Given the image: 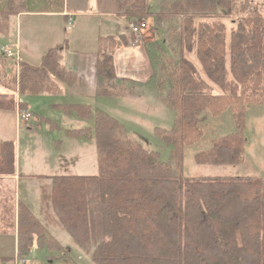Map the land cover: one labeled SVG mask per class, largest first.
Wrapping results in <instances>:
<instances>
[{"label":"trees","instance_id":"1","mask_svg":"<svg viewBox=\"0 0 264 264\" xmlns=\"http://www.w3.org/2000/svg\"><path fill=\"white\" fill-rule=\"evenodd\" d=\"M29 1L0 0L4 37L12 17L32 10ZM117 3L129 22L152 16L148 0ZM42 6L61 12L64 0H43ZM171 8L178 18L177 62L169 60L166 106L176 120L171 130L155 129L171 148L169 161L135 144L122 123L92 105H58L65 114L93 122L66 132L75 139H94L100 174L48 178L41 186V213L45 224L68 233L94 264H264V179L183 175L185 148L202 139L206 114L218 117L231 110L236 132L197 154V164L243 162L247 108L264 105V0H180ZM66 44L49 50L40 67L0 54V111L26 110L25 98L58 95L61 84L76 82L63 63ZM128 44L118 40L112 50L101 51L97 96L117 99L126 92L123 81L117 83L113 55ZM13 146L0 145L9 162ZM12 210L2 209L1 230L16 231L17 254L0 257V264L24 257L36 244L60 249L28 208L20 204L17 215Z\"/></svg>","mask_w":264,"mask_h":264},{"label":"rangeland","instance_id":"2","mask_svg":"<svg viewBox=\"0 0 264 264\" xmlns=\"http://www.w3.org/2000/svg\"><path fill=\"white\" fill-rule=\"evenodd\" d=\"M42 1L30 0V4L33 3L32 10L41 7ZM176 1L180 0H148L152 16L139 20V23L143 22L146 25L143 34L156 57L153 64L154 68L155 63L157 65L156 77L146 85L123 82L121 86L126 91L124 95L119 96L117 100L101 97L93 106L118 119L125 125L127 136L135 144L158 152L160 161L164 163L170 159L171 148L164 144L155 129L171 130L176 120V113L165 106L166 97L170 92L167 76L172 66L169 60L171 59L173 64L177 62L175 36L178 32V18L175 17L171 8L172 3ZM120 27L122 29L123 25L120 24ZM227 29L229 33L230 24H227ZM7 42L0 33V54L4 53L2 50L7 46ZM146 72L148 74L150 70L146 68ZM162 103L165 105L163 106ZM34 111L44 114V118L51 119L52 124H56L57 127L59 125L61 130L48 120H43L45 123L39 124V118L34 115L31 120L35 130L31 131L30 126H25L23 121L20 122V126L17 125L14 115L0 112V141H12L16 157L15 165L24 177L17 191V197L29 207L32 215L45 225L48 235L58 242L60 249L54 250L48 244L43 246L36 244L24 257L15 258V261L9 264H23V262L27 264H94L90 256L72 241L68 233L56 225L45 224L41 213L40 187L41 184L49 183L48 178L53 176H97L100 174L99 153L94 139H75L66 132L68 127V129L76 130V128L88 126L90 122L69 119L63 113L53 112L48 105H45V108L30 105L29 113L32 115ZM202 130L204 134L202 139L185 148L184 177L264 179V105L247 108L244 129L247 142L243 162L240 165L213 166L200 165L196 162V155L210 149L213 141L236 132L231 110H227L218 117L206 114ZM2 153L5 154V151H1L0 155ZM33 174L36 175V189L33 191L30 187L29 191L26 186L29 182L27 177ZM12 211L16 214V206ZM2 212L0 209V236L3 234ZM14 250L17 251L12 249L9 255H14Z\"/></svg>","mask_w":264,"mask_h":264},{"label":"crops","instance_id":"3","mask_svg":"<svg viewBox=\"0 0 264 264\" xmlns=\"http://www.w3.org/2000/svg\"><path fill=\"white\" fill-rule=\"evenodd\" d=\"M42 5L43 1L41 7L10 19L5 37L8 41L6 47L15 54L17 61L33 67H40L47 52L62 45L67 40L62 52L63 63L66 69L76 74L77 80L71 86L61 84V94L25 98L28 102V108L23 111L29 112L30 105L37 106V108H45V105H48L53 112L63 113L69 119L90 122L88 126L79 129L92 127V121L83 120L74 114H65L58 110L57 106L81 103L96 105L101 99L97 96L96 68L98 58L101 51L112 50L118 40L125 39L129 44L116 49L113 55L117 83L123 81L135 85H146L156 77L157 65L155 63L154 68L155 60L148 45L149 41L146 40L144 34L139 41H136L135 37L132 36L128 30L129 20L120 13L117 0H64L61 12L42 8L44 7ZM69 17L73 18V26L71 30H66V22ZM120 24L123 25L122 29ZM104 43H106L105 46ZM146 68L150 70V73L147 74ZM17 97L20 100L19 93L16 94V99ZM18 109L17 106L16 111L3 112L14 115L17 125L20 126L22 121L18 117ZM96 109L101 111L99 108ZM36 112L44 115L39 111L33 113L36 114ZM32 116L34 118V114ZM38 118L39 124L45 123L42 118ZM24 125L30 126L31 131L35 130L32 120ZM52 125L56 126V124ZM68 128L67 130H75ZM57 129L61 130L59 125ZM6 142L12 141L1 140L0 145ZM10 158L6 154L0 155V209L6 205L12 209L16 206L17 215L19 205L25 206L24 202L17 197V191L24 177L16 168V157L13 155L11 162L7 161ZM10 168H14L12 173L7 170ZM27 178L29 182L26 186L29 191L30 187L35 191L36 175L33 174ZM25 207L29 208L28 206ZM12 249L17 250L16 231L3 233L0 236V257H16L17 251L15 250L14 255H9Z\"/></svg>","mask_w":264,"mask_h":264},{"label":"built area","instance_id":"4","mask_svg":"<svg viewBox=\"0 0 264 264\" xmlns=\"http://www.w3.org/2000/svg\"><path fill=\"white\" fill-rule=\"evenodd\" d=\"M138 23L139 22H137V23L129 22L128 23V30L130 31L132 36L135 37L136 41H139L142 39L144 29H146L145 23H143V22H141L139 24ZM72 26H73V18L69 17V19L67 21V29L71 30ZM4 53L8 57H11V58L16 57L15 54L10 49H8L7 47L4 49ZM17 99H18V97H17ZM18 113H19V115H18L19 119L21 121H23L24 123H28L32 118V115L27 111H23V110L18 109ZM23 264H27V263L23 262Z\"/></svg>","mask_w":264,"mask_h":264}]
</instances>
